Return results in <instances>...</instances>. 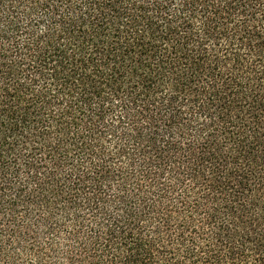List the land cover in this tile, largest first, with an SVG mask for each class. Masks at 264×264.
Wrapping results in <instances>:
<instances>
[{
	"label": "trees",
	"instance_id": "obj_1",
	"mask_svg": "<svg viewBox=\"0 0 264 264\" xmlns=\"http://www.w3.org/2000/svg\"><path fill=\"white\" fill-rule=\"evenodd\" d=\"M0 264H264V0H0Z\"/></svg>",
	"mask_w": 264,
	"mask_h": 264
}]
</instances>
